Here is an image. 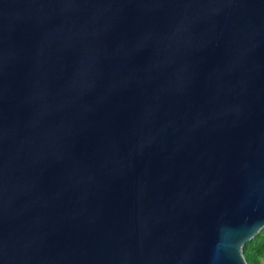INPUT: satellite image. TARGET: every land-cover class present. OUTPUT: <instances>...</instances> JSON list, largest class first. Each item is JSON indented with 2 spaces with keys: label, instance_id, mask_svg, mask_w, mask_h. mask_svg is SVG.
<instances>
[{
  "label": "water",
  "instance_id": "obj_1",
  "mask_svg": "<svg viewBox=\"0 0 264 264\" xmlns=\"http://www.w3.org/2000/svg\"><path fill=\"white\" fill-rule=\"evenodd\" d=\"M264 227V0H0V264H246Z\"/></svg>",
  "mask_w": 264,
  "mask_h": 264
},
{
  "label": "trees",
  "instance_id": "obj_2",
  "mask_svg": "<svg viewBox=\"0 0 264 264\" xmlns=\"http://www.w3.org/2000/svg\"><path fill=\"white\" fill-rule=\"evenodd\" d=\"M246 264H264V227L242 246Z\"/></svg>",
  "mask_w": 264,
  "mask_h": 264
}]
</instances>
